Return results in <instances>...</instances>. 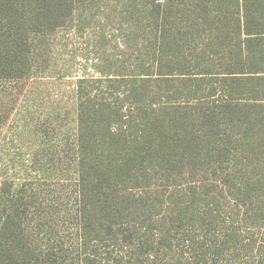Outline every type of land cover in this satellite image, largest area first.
<instances>
[{
    "label": "trees",
    "instance_id": "16d2710c",
    "mask_svg": "<svg viewBox=\"0 0 264 264\" xmlns=\"http://www.w3.org/2000/svg\"><path fill=\"white\" fill-rule=\"evenodd\" d=\"M96 10L132 74L79 97L69 185H0V264H264V0H0V82Z\"/></svg>",
    "mask_w": 264,
    "mask_h": 264
},
{
    "label": "rangeland",
    "instance_id": "374dc122",
    "mask_svg": "<svg viewBox=\"0 0 264 264\" xmlns=\"http://www.w3.org/2000/svg\"><path fill=\"white\" fill-rule=\"evenodd\" d=\"M95 12L92 20L75 15L46 34L27 78L0 82V185H69L79 97L107 93L132 74L127 26Z\"/></svg>",
    "mask_w": 264,
    "mask_h": 264
}]
</instances>
